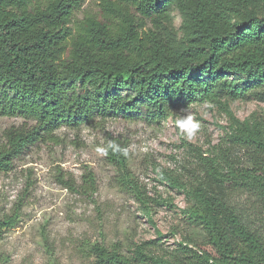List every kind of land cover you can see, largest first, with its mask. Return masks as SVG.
<instances>
[{"label":"trees","instance_id":"16d2710c","mask_svg":"<svg viewBox=\"0 0 264 264\" xmlns=\"http://www.w3.org/2000/svg\"><path fill=\"white\" fill-rule=\"evenodd\" d=\"M85 1L0 0V116L34 122L5 130L0 172L63 126L133 113L159 122L195 102H264V0H100L99 12L78 18ZM173 7L184 18L185 40L171 27ZM228 142L214 156L197 154L198 184L159 173L186 189V212L204 231L206 248L181 244L165 259L143 244L129 257L94 242L95 264H264V118L235 120ZM234 148L246 151L247 166ZM104 152L151 218V197L128 168L126 144L110 137ZM82 178L78 185L61 180L95 193L93 172ZM246 192L259 197L253 212L234 199ZM20 213L0 219V239Z\"/></svg>","mask_w":264,"mask_h":264},{"label":"rangeland","instance_id":"374dc122","mask_svg":"<svg viewBox=\"0 0 264 264\" xmlns=\"http://www.w3.org/2000/svg\"><path fill=\"white\" fill-rule=\"evenodd\" d=\"M99 11L100 0H86L77 17ZM171 12V27L185 40L184 18L176 7ZM253 114L264 118V102L252 96L225 107L195 102L159 122L133 113L63 126L56 130L55 139L28 146L10 170L0 172V219L19 207L21 212L18 224L2 232L0 264H95L88 251L94 242L129 257H135L136 248L143 244L148 253L165 259L181 244L206 248L204 231L186 212V189L171 186L159 173L181 178L187 187L191 181L198 184L197 154H219L221 144L230 145L235 120ZM32 124L20 116H0V141L6 129ZM110 137L126 144L128 168L151 197V218L119 183L118 167L104 152ZM245 152L231 149V154L243 157L242 167L249 163ZM86 171H92L96 179L93 194L75 192L61 180L81 184ZM258 198L246 192L234 199L253 212Z\"/></svg>","mask_w":264,"mask_h":264}]
</instances>
